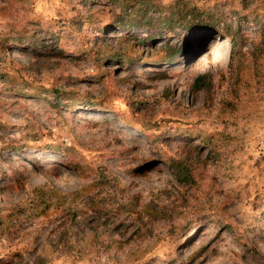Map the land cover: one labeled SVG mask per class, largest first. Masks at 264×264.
<instances>
[{
    "label": "rangeland",
    "instance_id": "1",
    "mask_svg": "<svg viewBox=\"0 0 264 264\" xmlns=\"http://www.w3.org/2000/svg\"><path fill=\"white\" fill-rule=\"evenodd\" d=\"M263 136L264 0H0V264H264Z\"/></svg>",
    "mask_w": 264,
    "mask_h": 264
},
{
    "label": "trees",
    "instance_id": "2",
    "mask_svg": "<svg viewBox=\"0 0 264 264\" xmlns=\"http://www.w3.org/2000/svg\"><path fill=\"white\" fill-rule=\"evenodd\" d=\"M140 10H135L134 12L128 14L130 21L129 23L122 26H119V29H121V31H127L130 28H136V29H144L146 28L150 23L152 25L151 22V18H149L148 16H146V12L145 13H138ZM186 16H183L182 18H180L181 20V24L179 25L178 28H180L181 30L177 31V33L179 34V38L175 41L172 40H168V38H163L158 45H153V47H157L158 50V58H156L155 60H153L154 62L157 63H172L175 62L178 57L183 54L185 51L188 50L191 42H192V36L191 38L188 36L187 32L188 30H190V27H193L195 29L198 28H206V29H216V27H218L219 22H220V16L218 14H215L213 12H206V13H200L198 15H196L194 13V10H190L189 12L186 13ZM176 16H178L177 13L172 12L171 15L169 16H159L156 19V22H153V26H160L162 24H165L167 27V30L169 32H173L175 31L173 24H175L174 19L176 18ZM188 16V17H187ZM128 18V19H129ZM179 20V21H180ZM226 25V24H225ZM224 25V26H225ZM183 29V31H182ZM225 33L231 37V42H232V48H231V53L232 56L235 55V57L240 60V56L242 51L241 50H236L235 51V42L236 39L241 37L239 34H237L232 28L231 25H227L225 28ZM156 34H150V36H140L137 37L139 39V41L142 42H147L149 39L154 38ZM162 37V36H161ZM122 35L117 36L116 40H123L122 39ZM257 50V51H256ZM261 52H258V48H254V53L252 52V54H257L259 55ZM107 59H109V61H115V60H125L126 59V55L125 54H120L116 56L115 54H111V56H107ZM133 61V60H130ZM207 79L206 75H199L196 80L194 81L192 87L194 90L198 91L200 89H202L204 87V83ZM68 107H72V106H68Z\"/></svg>",
    "mask_w": 264,
    "mask_h": 264
},
{
    "label": "built area",
    "instance_id": "3",
    "mask_svg": "<svg viewBox=\"0 0 264 264\" xmlns=\"http://www.w3.org/2000/svg\"><path fill=\"white\" fill-rule=\"evenodd\" d=\"M259 144H260V147L263 148V152H264V136L263 138L260 139Z\"/></svg>",
    "mask_w": 264,
    "mask_h": 264
}]
</instances>
